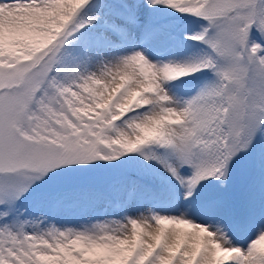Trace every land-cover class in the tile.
<instances>
[{"label": "snow or ice", "instance_id": "obj_1", "mask_svg": "<svg viewBox=\"0 0 264 264\" xmlns=\"http://www.w3.org/2000/svg\"><path fill=\"white\" fill-rule=\"evenodd\" d=\"M0 264H264V0H0Z\"/></svg>", "mask_w": 264, "mask_h": 264}]
</instances>
